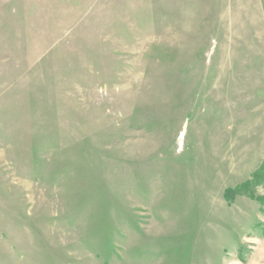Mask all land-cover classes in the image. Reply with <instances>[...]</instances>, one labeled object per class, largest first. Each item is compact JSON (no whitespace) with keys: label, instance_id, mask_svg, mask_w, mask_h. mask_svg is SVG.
I'll return each mask as SVG.
<instances>
[{"label":"rangeland","instance_id":"obj_1","mask_svg":"<svg viewBox=\"0 0 264 264\" xmlns=\"http://www.w3.org/2000/svg\"><path fill=\"white\" fill-rule=\"evenodd\" d=\"M0 264H264V0H0Z\"/></svg>","mask_w":264,"mask_h":264}]
</instances>
